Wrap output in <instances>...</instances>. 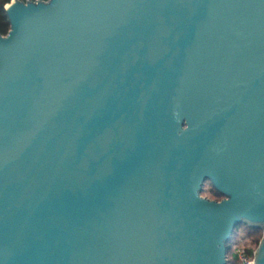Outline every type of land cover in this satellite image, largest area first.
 <instances>
[{
	"label": "water",
	"instance_id": "obj_1",
	"mask_svg": "<svg viewBox=\"0 0 264 264\" xmlns=\"http://www.w3.org/2000/svg\"><path fill=\"white\" fill-rule=\"evenodd\" d=\"M4 9L0 264H264V0Z\"/></svg>",
	"mask_w": 264,
	"mask_h": 264
},
{
	"label": "trees",
	"instance_id": "obj_2",
	"mask_svg": "<svg viewBox=\"0 0 264 264\" xmlns=\"http://www.w3.org/2000/svg\"><path fill=\"white\" fill-rule=\"evenodd\" d=\"M12 0H0V35L5 36L10 28L8 19L5 14V6ZM261 229L249 227L248 225L242 224L235 228L232 238L229 242V250L227 253V264H240L238 258L231 256L229 258L230 247L232 245L235 236H242V239L249 245L245 247L246 254L249 257H253V252L257 249L259 242L261 241L260 233Z\"/></svg>",
	"mask_w": 264,
	"mask_h": 264
},
{
	"label": "rangeland",
	"instance_id": "obj_3",
	"mask_svg": "<svg viewBox=\"0 0 264 264\" xmlns=\"http://www.w3.org/2000/svg\"><path fill=\"white\" fill-rule=\"evenodd\" d=\"M201 197L202 198H205V199H208L210 201H221L223 198L220 197V196H217L210 183H205L204 186H203V190L201 192ZM260 236H261V239H262V236H263V231L261 230L260 232ZM249 245L246 243V241L244 239H242V236H235L234 239H233V242H232V245L230 247V252H229V258L231 256H233L234 258L237 257V250L240 248V247H248Z\"/></svg>",
	"mask_w": 264,
	"mask_h": 264
},
{
	"label": "built area",
	"instance_id": "obj_4",
	"mask_svg": "<svg viewBox=\"0 0 264 264\" xmlns=\"http://www.w3.org/2000/svg\"><path fill=\"white\" fill-rule=\"evenodd\" d=\"M21 2L23 3H47L49 0H20ZM255 252V251H254ZM254 252H253V255H254ZM237 258L239 260V263L240 264H253V257H249L247 254H246V251L243 247H240L238 250H237Z\"/></svg>",
	"mask_w": 264,
	"mask_h": 264
},
{
	"label": "flooded vegetation",
	"instance_id": "obj_5",
	"mask_svg": "<svg viewBox=\"0 0 264 264\" xmlns=\"http://www.w3.org/2000/svg\"><path fill=\"white\" fill-rule=\"evenodd\" d=\"M214 191V193L217 195V196H220V197H222L221 195H219L215 190H213ZM223 198V197H222Z\"/></svg>",
	"mask_w": 264,
	"mask_h": 264
}]
</instances>
